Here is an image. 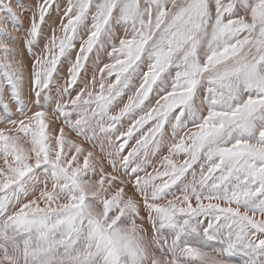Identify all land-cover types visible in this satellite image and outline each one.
<instances>
[{
  "label": "snow or ice",
  "instance_id": "6c2138e0",
  "mask_svg": "<svg viewBox=\"0 0 264 264\" xmlns=\"http://www.w3.org/2000/svg\"><path fill=\"white\" fill-rule=\"evenodd\" d=\"M0 264H264V0H0Z\"/></svg>",
  "mask_w": 264,
  "mask_h": 264
}]
</instances>
